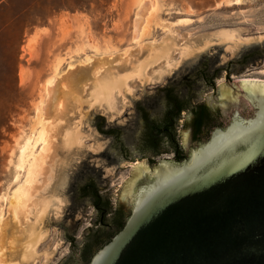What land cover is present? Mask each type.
<instances>
[{"label": "rangeland", "instance_id": "1", "mask_svg": "<svg viewBox=\"0 0 264 264\" xmlns=\"http://www.w3.org/2000/svg\"><path fill=\"white\" fill-rule=\"evenodd\" d=\"M143 2L0 0V264H22L8 247V237L14 229L10 214L15 193L26 183L42 148L49 85L96 57L135 51L168 33L176 36L179 44L186 39L197 44L201 35L223 27L240 28L243 37L264 34V0H153L143 34L136 39L134 19ZM217 44L183 60L162 80L138 85L135 93L126 98L128 103L121 106L120 114L110 117L91 109L83 125L91 136L86 138L82 150L69 157L58 150L57 161L51 165L55 176H49V181L63 204L72 203L73 198L78 200V235L82 236L83 228L90 222L87 216L82 217L83 212H93L90 203L77 196L78 188L95 182L107 192H117L137 173L128 161L141 157L148 163L140 103L162 114L169 87L180 98L199 93L217 107H228L240 100H225L222 89L235 92L233 84L250 79L264 84L262 41L244 44L234 53L223 44L216 47ZM175 55L178 57L179 52ZM203 69L204 77L200 74ZM64 158L67 164L60 167ZM38 181L42 183V178ZM53 213L56 212L49 214L52 225L45 220L48 237L39 246V253L55 249L46 264H60L69 251V245L63 242L71 218L64 220L63 211ZM44 262L41 257L31 264Z\"/></svg>", "mask_w": 264, "mask_h": 264}, {"label": "water", "instance_id": "2", "mask_svg": "<svg viewBox=\"0 0 264 264\" xmlns=\"http://www.w3.org/2000/svg\"><path fill=\"white\" fill-rule=\"evenodd\" d=\"M232 89L241 96L221 97L240 101L228 107L199 93L181 98L188 110L174 132L180 153L188 154L183 161L148 145V163L128 161L137 173L105 192L130 214L88 264H264V90L245 80ZM140 104L146 130V115L163 119L167 90L162 114ZM200 107L223 124L191 142L186 119ZM159 148H172L166 135Z\"/></svg>", "mask_w": 264, "mask_h": 264}, {"label": "bare ground", "instance_id": "3", "mask_svg": "<svg viewBox=\"0 0 264 264\" xmlns=\"http://www.w3.org/2000/svg\"><path fill=\"white\" fill-rule=\"evenodd\" d=\"M153 5V0H144L139 6L134 19V38L142 36L147 14L152 11ZM241 30L223 27L201 35L197 44H192L191 39L179 44L177 37L168 33L163 39L148 41L135 51L96 57L83 67L78 65L77 69L68 71L49 85L43 117L46 127L42 148L34 159L26 183L15 193L12 204L10 216L14 229L10 233L12 237H8V247L13 250L12 253L23 262H33L42 257L46 264L52 257L54 250L39 253V246L49 234L44 229L45 220L50 218L51 211L58 214L63 208V200L57 197L58 190L49 181V176H55L51 165L57 161L58 150L69 157L85 146V140L91 134L84 131L83 125L91 109L101 110L114 117L120 114L121 106L128 103L126 98L135 93L138 85L145 86L148 82L162 80L188 57L210 49L215 43L223 44L234 53L236 48L241 49L244 44L264 39V34L243 37ZM177 51L178 57L175 55ZM246 82L251 89L264 90L263 82L251 79ZM221 94L230 98L227 89H222ZM65 159L60 160V167L67 164ZM141 163L145 164L144 161ZM39 177L42 183L38 181Z\"/></svg>", "mask_w": 264, "mask_h": 264}, {"label": "flooded vegetation", "instance_id": "4", "mask_svg": "<svg viewBox=\"0 0 264 264\" xmlns=\"http://www.w3.org/2000/svg\"><path fill=\"white\" fill-rule=\"evenodd\" d=\"M169 110L170 115L172 116L176 113V107L174 106H169ZM186 110L188 109H182L177 121H175L174 124L172 122L169 123L168 127H166L165 135L169 138V144L172 148L170 150L168 148H160V151L157 154L171 151L173 152V158L179 162L181 160L183 161V159L188 156L185 152L180 153L178 146L179 142L174 139L173 135L176 123L183 119L181 116ZM186 121L190 122L189 139L191 142L206 135L209 136L213 129L223 124V121H218L214 118H207L206 111L201 107L194 110V113L191 116H188ZM167 130L172 133L170 136H168ZM60 189H62V187ZM77 194L80 199H84L85 202L90 203L93 207V212H83L82 217H88L90 222L83 228L82 236H80L78 235V231L81 217L76 219V212L78 211V206L80 204H76L75 201L77 199L75 200L73 197L72 203L63 204L61 212L63 211L64 214L61 215V217H63L64 220L71 218L72 223L68 232L65 231V240L63 242L69 245V251L63 256L60 264H88L93 253L122 228L130 214L129 211H125L121 204L113 206L105 189L100 188L95 182L82 184L78 188ZM50 219L52 218L50 217L47 219V225L53 224V221H50ZM61 227L67 229L64 225ZM21 262L22 264L33 263Z\"/></svg>", "mask_w": 264, "mask_h": 264}, {"label": "trees", "instance_id": "5", "mask_svg": "<svg viewBox=\"0 0 264 264\" xmlns=\"http://www.w3.org/2000/svg\"><path fill=\"white\" fill-rule=\"evenodd\" d=\"M200 74L204 77L205 76V70H201ZM167 100H168V107L164 114L163 119L158 123L155 120L150 119L147 115L145 116V120L147 122V127L145 130L144 139L148 146L154 151V154H157L160 151L159 148V138L162 135H165L166 127H168L169 123H173L177 121V119L180 116V113L182 109L187 108L186 104H184L183 100L180 98L179 95H177L173 90L167 89ZM169 106L176 107V113L174 115H170ZM173 117V119H172ZM173 127V126H172ZM168 131V136H170L172 133ZM174 132V130H173ZM174 139H175V132L173 133ZM126 157H128L125 154Z\"/></svg>", "mask_w": 264, "mask_h": 264}]
</instances>
